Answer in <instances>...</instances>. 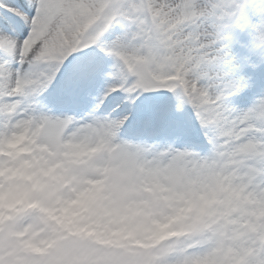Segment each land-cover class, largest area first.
<instances>
[{
	"label": "snow or ice",
	"instance_id": "obj_1",
	"mask_svg": "<svg viewBox=\"0 0 264 264\" xmlns=\"http://www.w3.org/2000/svg\"><path fill=\"white\" fill-rule=\"evenodd\" d=\"M0 264H264V0H0Z\"/></svg>",
	"mask_w": 264,
	"mask_h": 264
}]
</instances>
